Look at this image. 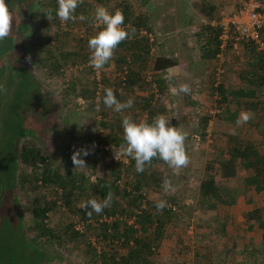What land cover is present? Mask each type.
<instances>
[{
    "label": "rangeland",
    "instance_id": "1",
    "mask_svg": "<svg viewBox=\"0 0 264 264\" xmlns=\"http://www.w3.org/2000/svg\"><path fill=\"white\" fill-rule=\"evenodd\" d=\"M41 1L27 0L21 3L20 0H13L10 5L16 20L15 31L24 35L23 41L27 45V54L24 53L23 59L29 64V58L32 57V63H36L38 59L44 58L46 46L50 44L53 55L59 59L60 67L56 71L53 68L32 67L30 63V72L24 69L16 72L12 66L7 65L4 73L0 74V189L8 188L13 180V154L23 142L19 139L22 136H25V143L43 135L42 154L53 168L60 173L65 170L76 172L94 184L97 178L112 180L110 178L116 166L111 158V152L116 147L111 145L117 134L114 133L113 127L103 128L99 122L119 126L121 137V121L125 116L137 122L146 120L151 123L154 117L164 115L173 127H179L187 133L185 149L189 163L175 172L162 160L150 169L145 168V199L148 202L166 200V209L175 208L169 215L170 220L166 224L159 246L154 250L153 264H263L264 229L259 228L257 224L260 219L264 220L263 194L256 193L253 187L245 186L247 173L241 167H237L234 177L223 180L218 168L223 158H217L228 151L230 136L241 142L250 140L264 153V139H261L255 128L246 126L249 121L258 122L259 125L264 123V109L244 124L232 121L225 124L227 121L224 119V112L209 117L205 127L200 122L202 118H208L210 111L219 108L216 99L218 96L211 88L212 80L216 79L217 68L222 74L215 82L224 84L231 91L245 86L246 82H240L242 75L256 72V69L247 65L255 62L256 54L251 47L243 46L237 51L226 50L218 59L202 57L206 50V40L203 36L199 37L201 32L207 25L218 22L221 16L228 13L216 15L208 21L195 5V2L205 5L206 0H83L76 10L77 16L87 14L92 18L97 6L102 5L111 12L123 3L130 6L134 16L143 11L150 12L153 18L148 27L152 32L140 31L141 35L147 36L151 44L149 59L157 55L158 49L178 64L167 72L166 78L169 82L162 96L153 88V80L157 75L150 67L146 69L145 82L140 86H136L132 91H121V95L114 92L121 103L129 99L133 101L131 108L116 112L105 105L100 106V102L95 103L94 98L79 96L81 91H92L95 88L94 73L87 66L88 63L81 64L76 57V63L70 64L69 54L80 51L91 54L88 40L101 28L88 23L87 16L85 20L65 22L59 18L53 22L47 17L31 20L33 11L40 12L38 3ZM152 41L156 42V45ZM3 43L6 45V40ZM2 61L9 64L6 57H2ZM117 69L112 59L108 67L103 68L101 76L104 88L101 100L105 88L117 86ZM186 69H193L195 72L187 75ZM32 70L35 73L31 72ZM181 84L190 85V94L173 93L172 89L179 88ZM41 87L53 103V116L55 114L58 118L52 127L49 101L41 97ZM248 88L250 86H247ZM150 96L153 97V103L144 109V99ZM262 97L259 101L264 100V94ZM245 101L251 102V99ZM232 107L235 108L234 105ZM221 110H225V106H221ZM240 116L238 113V118ZM71 125L76 128L75 141H71L68 135L72 130ZM195 136L198 139H195ZM91 138L96 140L94 144L89 143ZM98 139L103 140L108 147L106 153L96 149ZM78 150H87L89 154L84 156L81 152L78 158L82 159L85 165L78 164L76 167L72 155ZM207 174L214 176L217 185L228 189L234 199L231 207H218L213 210L208 207L207 200L199 197V183ZM165 178L172 182L174 192L164 193L161 185ZM125 180L131 185L136 180V174L124 173L120 182ZM10 189L9 186L6 192L10 193ZM13 189L11 192H14L20 206L24 224L31 220V209L38 202L43 198H51L47 191H35L29 185H16ZM91 194L98 200L97 195L89 192V195ZM84 200L78 201L77 207L82 205ZM7 214L8 210L0 214V264H44L41 263V255L38 252L50 257L45 264H91L92 253L86 250L87 243L96 250L103 248L99 245V232L93 222L84 225L85 228L91 226L86 238L76 239L69 235L65 230L68 224L79 226L82 231L83 225H77L80 221L66 207H56L48 214L47 220L54 232L62 237V245L56 242L42 244L40 241H30L28 235L25 238L19 228L14 226L16 217H5ZM29 242L31 244L28 245ZM113 248L118 250L119 247L113 244Z\"/></svg>",
    "mask_w": 264,
    "mask_h": 264
},
{
    "label": "trees",
    "instance_id": "2",
    "mask_svg": "<svg viewBox=\"0 0 264 264\" xmlns=\"http://www.w3.org/2000/svg\"><path fill=\"white\" fill-rule=\"evenodd\" d=\"M12 1L13 0H5V3L10 6ZM20 2L25 3L27 0H20ZM38 4L40 12L36 13L33 11L30 15L31 20L39 17L46 18V11L51 9V20L53 22L57 21L55 15L57 0H42ZM117 9L124 15V26L126 30H135L131 38L126 39L117 46L112 57V61L118 67V74H123L125 72L126 80L121 91H132L133 86H140L142 82H145L144 73L146 69L150 67V70L157 75L153 80L155 83V86H153L156 88V93L162 96L169 82L163 79L162 76L176 67L178 65L177 61L173 58L164 56L158 49L156 52L157 55L149 59L148 54L151 44L147 36L141 35L140 31L144 30L145 33L152 32L148 27L151 18H153L150 12L143 11L141 14L134 16L130 10V6L126 3L118 5L111 12ZM10 11H12L11 6ZM201 12L202 14H206L207 7ZM85 16H87V14ZM207 19L208 21L211 20V18ZM89 22H91V18L88 17V23ZM15 25L16 20L13 13L12 32L5 39L6 45L0 42V74L2 75L4 73L7 65L12 66L16 72L20 69L29 71L31 70L30 63L32 67L35 66L42 69L53 68L58 71L60 67L59 59L53 55V49L50 44L46 46L47 49L44 51L45 56L43 59H38L36 63H32V57H30V63H25L23 55L24 53L25 55L27 54V45L23 41L24 35L15 31ZM202 36L206 40L204 41L206 50L202 57L206 59H215L219 53L217 29L207 25L199 37L201 38ZM79 43L82 44L81 41H79ZM152 43L154 42L152 41ZM154 45H156V42ZM244 46L251 47L252 51L256 54L255 59L253 58L255 62L247 64L256 69V72H248L249 75L247 76L242 75L240 77V82H246V84L245 86H240L236 91L229 90L224 84H217V86H214L215 79L212 80L213 86L211 85V88L214 89L218 96L216 99L219 113L214 116L209 115L207 119L202 118L200 122L204 127L207 125L209 117H215L221 112L225 113L226 120L237 122L239 119V112H251L255 117L256 113L258 114L261 109H264V100L259 101L263 98L262 95L264 94V60L263 57L255 51L252 45L248 44ZM80 49H82V45H80ZM89 56L90 54H84L82 51L69 54L70 64L73 65L76 63L75 57L78 59L79 63L89 64ZM2 57H6L9 64H5L2 61ZM104 67H108V64ZM31 72L35 73L34 70ZM116 85L117 86L114 88L121 87L119 82ZM247 86H250V88L247 89ZM121 91L117 94L122 93ZM40 94L42 98L48 99L49 101V113L51 114L50 119L52 121V127L54 121L58 119L55 114L53 116L51 110L53 103L51 99L46 96L47 93L42 87L40 88ZM79 96L81 98H94L95 101V88L92 91H81ZM101 99L102 97L99 101L100 106L104 105ZM152 99V96L144 99V109L153 103ZM247 99H251V102H246L245 100ZM232 105L235 106L234 109ZM221 106H225V110H221ZM150 115L149 113V117ZM248 123L249 125L246 126L255 128V130L259 132L261 139H264L263 133H260V130L264 131V123H260V125L258 122L251 123V121H249ZM99 124L103 128L113 127V130H115L114 133L117 134V136L111 146L116 148L111 150L114 152L120 149L118 146L124 144V135L122 132L120 137L119 126H114L113 123H106L104 121L99 122ZM71 127L72 130L68 135L71 141H75L77 140L75 136L76 128L74 125H71ZM42 137L43 135L37 136V138L30 139L25 143H23L25 141V136L19 138L23 142L13 154V180L7 186L8 188L4 190L0 189V214L8 210L9 214L5 217L9 215L16 217V219H14V226L19 228L25 238L26 235H28L31 239L30 241L35 243L40 241L42 244L56 242L58 245H62V237L54 232L48 225L47 220L48 214L54 211L56 207H66V209L73 213L78 221H80L77 225H83V231L78 228L79 226L76 227L72 224H68L65 227V230L68 231L72 238H86L87 231L91 229V226H88L90 228H85L84 225L89 222H93L95 224L94 226L97 228L96 230L99 232V245L103 246V248L96 250L90 243L86 245V250H90L92 253V257L90 258L91 264H153L152 257L154 255V250L159 246L166 224L170 220L169 215L175 208H170V210L165 208L163 211L157 212L155 209L156 202H148L145 199L143 188L147 185L143 180L146 178L144 172L138 174L135 171V161L131 158L127 164L114 161L111 152V158L116 165L115 170L112 171L113 176L110 178L112 180L97 178L94 184H91L88 178L76 172L65 170L63 173H60L57 169L53 168L48 159L42 154ZM229 138L228 151L225 154H220L217 158L220 160L223 158V161L218 164L221 178L227 180L234 177L237 167H241L245 173H247V177L244 179L245 186L247 188L253 187L256 193H262L264 197V153H261L255 143L250 140L241 142L239 140L237 141L234 136H230ZM88 141L94 144L96 140L91 138ZM97 146L96 149L99 148L103 153L109 150L101 139H98ZM160 161L161 160L158 158H153L151 163L146 165L145 168L150 169L155 163L160 164ZM19 171L20 174H18ZM132 172L136 174V180L131 183V185L127 180L122 183L120 182L124 173L128 175L132 174ZM15 184L21 187L29 185L30 188L35 191L43 189L47 191V194L51 197L48 200L43 198L41 202H38L35 207L31 209V220L27 224L22 222L20 206L15 199L14 192H11V189L14 191L13 188L16 186ZM9 186L11 187L10 193L9 191L6 192ZM89 192L97 195L98 200L103 199L109 194L111 195L110 205L104 208L98 215L93 213L91 217L86 215L81 205L77 207L78 201L81 199H85L82 202L83 204L93 198V195H89ZM198 195L201 199L207 200L209 203L208 207L213 210L218 209V207L229 208L234 203V199L231 194H229L228 189L217 185L214 176L210 174H207V176L200 181ZM257 224L259 228L264 229V220L260 219ZM222 226L224 227V224H222ZM223 227L221 228L223 229ZM223 235H225V232H223ZM262 243H264V233L262 235ZM29 244L31 243L29 242L28 245ZM113 244L119 247L118 250L113 248ZM38 253L41 255V263H47L50 257L46 254ZM89 255L88 253V256ZM262 261L264 264V257Z\"/></svg>",
    "mask_w": 264,
    "mask_h": 264
},
{
    "label": "clouds",
    "instance_id": "3",
    "mask_svg": "<svg viewBox=\"0 0 264 264\" xmlns=\"http://www.w3.org/2000/svg\"><path fill=\"white\" fill-rule=\"evenodd\" d=\"M83 3V0H57L55 15L62 22L74 21L76 19H87L83 14L77 16L76 10ZM45 15L50 20L52 10L46 11ZM13 13L5 0H0V42H3L12 32ZM91 24L94 27H101V30L88 40L90 50L89 65L95 70H101L111 61L114 50L117 46L131 38L134 29L126 30L124 26V15L120 10L109 12L104 6H97L91 18ZM2 88V85H0ZM175 94H190L191 87L188 84H181L179 88H173ZM103 104L112 108L116 112H121L126 108H131L133 101L129 99L121 103L112 88L104 89ZM253 113L242 112L238 119V124L247 123L252 119ZM123 128L124 144L120 145L119 154L125 158H131L135 161V171L143 173L146 165H149L153 158L164 161L175 171L185 167L189 163V156L185 149V140L187 133L179 127H173L170 120L164 115H158L149 123L146 120L135 121L125 116L121 121ZM87 156V150H78L73 153L72 160L77 167L78 164H84L81 155ZM165 194L172 193L175 188L172 182L165 178L161 185ZM111 203V195L105 196L101 200L92 198L81 205L86 215L91 217L93 213L100 214L104 208ZM167 207L166 200H158L155 203L157 212L163 211ZM90 209V210H89Z\"/></svg>",
    "mask_w": 264,
    "mask_h": 264
},
{
    "label": "built area",
    "instance_id": "4",
    "mask_svg": "<svg viewBox=\"0 0 264 264\" xmlns=\"http://www.w3.org/2000/svg\"><path fill=\"white\" fill-rule=\"evenodd\" d=\"M234 8L232 12L220 17L218 22L210 24L218 31L219 53L216 58H221V54L227 49L237 51L244 45H252L257 53L264 60V2L263 0H232ZM94 73L95 79V102L100 101L104 85L102 84L101 70H95L89 64ZM222 74L219 68L216 69V79ZM125 72L118 75V82L121 87L112 88L116 93L121 91L125 84ZM218 81L214 83L217 86ZM154 88V86H153ZM219 113L214 109L209 112L210 116ZM195 139H198L195 136ZM107 150V148H106ZM113 160L127 164L130 158L122 157L119 149L112 152Z\"/></svg>",
    "mask_w": 264,
    "mask_h": 264
},
{
    "label": "crops",
    "instance_id": "5",
    "mask_svg": "<svg viewBox=\"0 0 264 264\" xmlns=\"http://www.w3.org/2000/svg\"><path fill=\"white\" fill-rule=\"evenodd\" d=\"M205 1V0H204ZM191 3V1H190ZM189 3V4H190ZM195 5L196 7H199V11H203L206 7H207V13L206 14H203L205 15L204 17L206 18H214V16H218V15H222V14H226V13H230L232 12L233 8H234V5H232V2L231 0H206L205 1V5L203 4H197L195 2ZM175 68V67H174ZM192 68V67H191ZM187 75H191L193 74L195 71L193 69L191 70H187ZM167 76V72L163 77V79H166ZM136 86H133L132 90L135 88ZM242 112H239V114H241ZM240 118V117H239ZM258 118V117H257ZM226 120V118H224ZM263 120H264V117H263ZM227 122L226 123H229L228 120H226ZM230 125V124H229ZM217 126V125H216ZM260 133H263L264 135V131L260 130Z\"/></svg>",
    "mask_w": 264,
    "mask_h": 264
}]
</instances>
